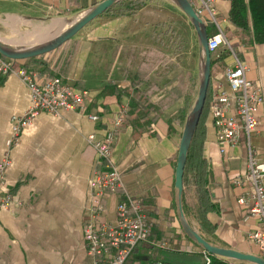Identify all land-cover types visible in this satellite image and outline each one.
Segmentation results:
<instances>
[{"label": "crops", "instance_id": "obj_1", "mask_svg": "<svg viewBox=\"0 0 264 264\" xmlns=\"http://www.w3.org/2000/svg\"><path fill=\"white\" fill-rule=\"evenodd\" d=\"M102 1L0 0V42L17 52L44 45L62 32L64 20ZM129 1L123 0L64 45L42 55L57 67L66 84L87 96L83 110L39 114L9 150L11 164L4 173L3 192L11 194L13 202L0 209V264L87 263L83 230L96 168V154L87 137L103 139L108 125L123 111L129 120L143 112L147 117L137 127L127 120L115 136L111 159L122 174L119 193L141 200L152 225V240L147 242L161 249L171 264H204L203 250L180 230L174 187L178 146L197 96L202 59L197 46L188 90L179 93L178 75H184L178 64L184 55L179 40L190 22L171 0H141L144 6L133 12L125 7ZM231 7V0H219L217 25L203 21L208 39L222 35L231 48L221 44L210 52L207 99L210 102L218 84L227 86L224 72L234 67L235 59L249 64L246 78L261 86L263 96L250 142L257 161L264 163V42L254 39L251 26L232 23ZM194 35L198 44L195 30ZM174 42L176 50H172ZM29 109L28 89L20 78L0 74V158L6 151L11 117ZM201 138L215 208L208 214L214 228L210 241L264 258L247 238L260 227L257 219L247 217L252 186L232 183L247 173L244 136L238 147L220 154L209 107ZM242 194H246L245 205L238 202ZM117 197L113 193L106 199L109 220ZM191 199L195 200L193 195ZM191 228L198 232L193 219Z\"/></svg>", "mask_w": 264, "mask_h": 264}, {"label": "built area", "instance_id": "obj_2", "mask_svg": "<svg viewBox=\"0 0 264 264\" xmlns=\"http://www.w3.org/2000/svg\"><path fill=\"white\" fill-rule=\"evenodd\" d=\"M219 0H188L196 15L202 21L217 25L216 4ZM221 44L231 50L226 39L217 35L208 40L209 52L215 51ZM249 64L235 59L233 68L224 72L226 87L218 84L211 92L210 113L215 129V138L220 154L226 149L236 148L240 137L244 136L247 149L248 169L244 178H236L233 184H250L252 206L247 208V217L257 219L259 229L248 234V240L264 254V163L257 161L255 150L251 146L250 134L258 125L255 113L263 103L261 86L246 78ZM0 74H12L20 78L27 87L30 109L22 116H12L10 131L6 140V151L0 158V209L10 206L12 195L3 192L4 173L11 164L9 150L16 146L22 130L30 126L39 114L56 116L61 110H83L87 93L75 91L68 84L56 77L39 80L35 73L27 72L15 63H8L0 57ZM124 111L118 113L108 125L103 139L87 137L88 144L96 154V168L90 180V208L84 224L83 240L86 264H129L134 248L147 242L151 234L148 221L140 199L119 193L122 187V174L111 159L112 145L116 134L124 123ZM91 119L95 117L90 116ZM117 193V202L112 220L106 217V199ZM246 194L238 202L246 204ZM166 247L165 243L160 244ZM163 264V263H160ZM204 264H210V257L204 252Z\"/></svg>", "mask_w": 264, "mask_h": 264}, {"label": "trees", "instance_id": "obj_3", "mask_svg": "<svg viewBox=\"0 0 264 264\" xmlns=\"http://www.w3.org/2000/svg\"><path fill=\"white\" fill-rule=\"evenodd\" d=\"M123 0L115 4L114 6L121 5ZM231 15L230 20L233 24L238 27L245 28L251 26L254 34V39L257 42H264V0H231ZM113 6V7H114ZM144 6V2L141 0L129 1L125 7L129 12H133L139 7ZM111 7V8H113ZM110 8V9H111ZM108 9L107 11H109ZM106 11V12H107ZM0 57H2L0 55ZM8 63H15L19 67L25 69L27 72H35L40 75L44 80L56 78L57 67L50 66L43 59V56L22 60L13 61L2 57ZM42 61H44L42 63ZM46 74V75H45ZM62 79V78H61ZM63 82H65L62 79ZM209 111V102L206 98L202 115L200 117L197 129L193 136L191 145L187 152V159L184 167L183 175V192H182V211L184 217L191 227V219L197 223V233L210 245L219 247L210 241L209 236H213L214 228L208 220V214L214 211V206L210 201V193L208 190L209 170L201 153V144L203 135V127ZM131 117V115H130ZM147 113L144 112L137 116L131 117L129 120L128 116L124 117V122L127 120L134 126L137 127L142 119H146ZM137 129L142 130L143 127ZM194 196L195 200L191 199ZM182 233L183 230L180 227ZM152 240L150 234L149 240ZM197 245V244H196ZM198 246V245H197ZM201 248V247H200ZM202 250V249H201ZM164 252L152 246L148 242L138 244L130 258L129 264H171L168 256H164ZM210 257V264H251L243 261L226 260L224 258L208 255Z\"/></svg>", "mask_w": 264, "mask_h": 264}, {"label": "water", "instance_id": "obj_4", "mask_svg": "<svg viewBox=\"0 0 264 264\" xmlns=\"http://www.w3.org/2000/svg\"><path fill=\"white\" fill-rule=\"evenodd\" d=\"M120 1L122 0H104L96 4L95 6L87 9L86 11L81 13V15L77 18V20L74 23L69 25L64 31L58 34L54 39L36 48L17 52L10 49L2 42H0V55L9 60L22 61V60L39 57L44 54H48L58 49L62 45H64L87 24H89L98 16L105 13L108 9H110ZM171 1L182 11V13L186 16L191 26L195 30L198 40L199 54L202 59L197 96L183 126V130L178 146L175 169H174V187L176 190V210L181 228L184 234L195 244L201 247L203 252L207 253L208 255H212L228 260L248 262L251 264H264V258L262 257H258L252 254L241 253L233 249H226V248L210 245L195 230H193L190 227V225L188 224V222L184 217L182 211L184 167L187 159V152L189 150L193 136L197 129L204 108V104L207 98L209 80L211 75V55L208 50L209 39L206 31V26L204 22L201 20V18H199L196 15L188 0H171Z\"/></svg>", "mask_w": 264, "mask_h": 264}, {"label": "rangeland", "instance_id": "obj_5", "mask_svg": "<svg viewBox=\"0 0 264 264\" xmlns=\"http://www.w3.org/2000/svg\"><path fill=\"white\" fill-rule=\"evenodd\" d=\"M114 11L120 12L117 10H114ZM124 11H125V9H124ZM80 15H81V13L78 15H75L73 17H68V19H66L64 21L67 24L66 21L77 19ZM71 24L64 25L62 31H64ZM82 30H83V28L78 33H80ZM180 46L184 50V55H183V58L181 60H178V64L180 67L183 68L184 73H182V74H184V75H183V77H181L180 74L178 75L179 76L178 77V83L180 84V86H178V89H179L178 92L179 93L182 92V94H184L188 90V87H187V85L189 84L188 79H189V77L192 76L193 64H195L196 59H197V46H198V44L196 42L194 30L191 27V25L189 26L186 24L184 39H182V41L179 40V48H180ZM172 50H176V42H174ZM183 84H185L184 88L182 86Z\"/></svg>", "mask_w": 264, "mask_h": 264}, {"label": "bare ground", "instance_id": "obj_6", "mask_svg": "<svg viewBox=\"0 0 264 264\" xmlns=\"http://www.w3.org/2000/svg\"><path fill=\"white\" fill-rule=\"evenodd\" d=\"M76 20H77V19H74V20L67 21V24L74 23ZM67 24H64V25H67Z\"/></svg>", "mask_w": 264, "mask_h": 264}]
</instances>
